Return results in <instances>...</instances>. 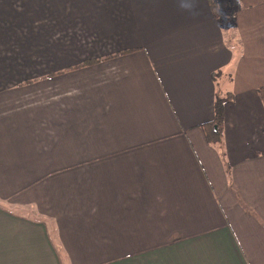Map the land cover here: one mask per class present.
Here are the masks:
<instances>
[{
  "label": "crops",
  "instance_id": "0c3cea01",
  "mask_svg": "<svg viewBox=\"0 0 264 264\" xmlns=\"http://www.w3.org/2000/svg\"><path fill=\"white\" fill-rule=\"evenodd\" d=\"M219 2L0 0V264H264V0L240 56Z\"/></svg>",
  "mask_w": 264,
  "mask_h": 264
},
{
  "label": "trees",
  "instance_id": "16d2710c",
  "mask_svg": "<svg viewBox=\"0 0 264 264\" xmlns=\"http://www.w3.org/2000/svg\"><path fill=\"white\" fill-rule=\"evenodd\" d=\"M211 8L216 17L219 16V4L218 0H211ZM260 98L264 104V87L259 90ZM233 97L228 95L226 97L217 94L215 100V118L212 122H209L203 126L205 130L206 138L208 142L212 144H220L223 137V126L225 120V105Z\"/></svg>",
  "mask_w": 264,
  "mask_h": 264
},
{
  "label": "rangeland",
  "instance_id": "374dc122",
  "mask_svg": "<svg viewBox=\"0 0 264 264\" xmlns=\"http://www.w3.org/2000/svg\"><path fill=\"white\" fill-rule=\"evenodd\" d=\"M230 1L235 2V0H220V2L218 0V2L221 3V11L222 12L226 11V13H227L224 15V17L222 19L223 24L225 26H228L227 24L231 23L230 25H232L233 29H232V35L230 37L231 38L233 37V39H232L233 48H234V50H237V52L240 56L241 51L239 49L240 48L239 46L242 45V41H241V38L239 36V28H238L239 23L238 22L236 23V20H238L240 8H239V5L236 8L232 7L234 9V12H230V10H229L231 8V7L229 8V2ZM229 80H230V78H226L225 81L227 82Z\"/></svg>",
  "mask_w": 264,
  "mask_h": 264
}]
</instances>
